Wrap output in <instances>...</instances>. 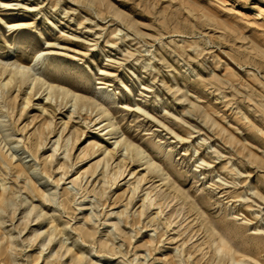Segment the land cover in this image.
<instances>
[{"label": "rangeland", "instance_id": "rangeland-1", "mask_svg": "<svg viewBox=\"0 0 264 264\" xmlns=\"http://www.w3.org/2000/svg\"><path fill=\"white\" fill-rule=\"evenodd\" d=\"M2 184L0 264H264V0H0Z\"/></svg>", "mask_w": 264, "mask_h": 264}, {"label": "bare ground", "instance_id": "bare-ground-1", "mask_svg": "<svg viewBox=\"0 0 264 264\" xmlns=\"http://www.w3.org/2000/svg\"><path fill=\"white\" fill-rule=\"evenodd\" d=\"M45 55V53H43V51H39L34 59V65H36L38 63V61ZM30 67H26V66H22V65H18L15 67L14 71H13V75L10 76V78L8 79V82H6L4 85L7 86V84L11 83L12 81L15 80V77L17 78V80H20L21 83H26L27 81H31L34 83H40L39 81H42V85H46L47 89L52 90L53 92H55V87H53L52 85L48 84L44 79H42L41 75H34L31 76L29 71H30ZM60 91L63 93L64 96H68L69 92L65 89H60ZM76 98H79L76 96ZM109 127L111 129L110 134L113 133L114 131V125L113 124H109ZM129 148H131V145H128ZM134 149L136 150V156L139 160H143L145 158L144 152L140 149H137L134 147ZM4 162L5 159H3ZM149 164V166H153V164L148 161L147 162ZM113 179L116 180L117 179V175L113 176ZM78 180V179H76ZM2 188H3V193H0V211L4 212L6 210V208H8L10 206V201H11V196L10 193H7V189L5 188L4 184H2ZM33 192L34 191H38L36 188H32ZM148 198V196H147ZM149 204L152 206L154 205L153 200L149 197ZM53 236V235H51ZM226 241L221 240V243L216 244V250L218 254H222L224 256L228 257L229 260V264H248L247 262L241 261L239 259H237L234 255V253H232V248H229L228 252L224 251V247L227 246ZM71 250L69 248H66V252H70ZM2 255V253L0 254V256ZM82 259H78L77 263H81ZM216 264H222L221 262H218Z\"/></svg>", "mask_w": 264, "mask_h": 264}]
</instances>
